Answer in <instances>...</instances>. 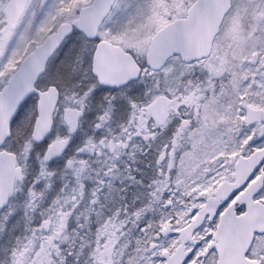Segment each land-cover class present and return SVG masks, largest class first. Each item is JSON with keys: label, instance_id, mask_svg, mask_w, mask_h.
I'll return each instance as SVG.
<instances>
[{"label": "snow or ice", "instance_id": "6c2138e0", "mask_svg": "<svg viewBox=\"0 0 264 264\" xmlns=\"http://www.w3.org/2000/svg\"><path fill=\"white\" fill-rule=\"evenodd\" d=\"M0 264H264V0H0Z\"/></svg>", "mask_w": 264, "mask_h": 264}]
</instances>
